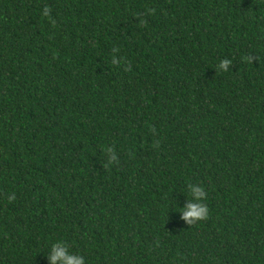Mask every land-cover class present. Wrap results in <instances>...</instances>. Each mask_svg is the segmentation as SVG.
<instances>
[{
	"label": "trees",
	"instance_id": "obj_1",
	"mask_svg": "<svg viewBox=\"0 0 264 264\" xmlns=\"http://www.w3.org/2000/svg\"><path fill=\"white\" fill-rule=\"evenodd\" d=\"M187 183L206 221L176 212ZM56 239L86 264H264V0H0V264Z\"/></svg>",
	"mask_w": 264,
	"mask_h": 264
},
{
	"label": "clouds",
	"instance_id": "obj_2",
	"mask_svg": "<svg viewBox=\"0 0 264 264\" xmlns=\"http://www.w3.org/2000/svg\"><path fill=\"white\" fill-rule=\"evenodd\" d=\"M147 13L151 15L155 9L147 8ZM41 15L48 18L53 24L54 20L50 17V8L45 5L41 10ZM119 49L113 48L111 52V62L114 65H119L123 60V56H118ZM229 61L227 59L221 60L218 64V68L221 71L228 69ZM127 70V67L125 68ZM103 151L109 155L110 161L116 159V153L112 146H103ZM187 196V203L183 206L173 205L181 218L189 225L196 222L206 221L210 215V209L207 205V193L205 188L200 183H187L184 189ZM16 199V193L9 191L5 198V203L11 204ZM47 264H86L85 257L78 251H71L69 246L62 240L56 239L50 241L48 251L46 254Z\"/></svg>",
	"mask_w": 264,
	"mask_h": 264
}]
</instances>
